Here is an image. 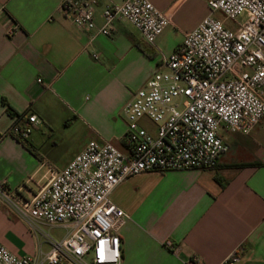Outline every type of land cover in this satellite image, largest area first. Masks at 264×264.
<instances>
[{
    "label": "crops",
    "instance_id": "crops-1",
    "mask_svg": "<svg viewBox=\"0 0 264 264\" xmlns=\"http://www.w3.org/2000/svg\"><path fill=\"white\" fill-rule=\"evenodd\" d=\"M63 1L0 0V134L19 120L7 105L42 120L29 148L9 134L0 141V181L24 197L89 141L122 148V108L204 17L238 27L206 0H150L169 20L150 44L126 20H114L110 35L84 31L61 13ZM124 1L99 0L96 27L104 5ZM218 135L227 146L213 166L143 172L114 188L111 201L128 215L120 264H222L234 252L237 264H264V115L247 133ZM72 227L26 222L0 204V245L18 256L42 258Z\"/></svg>",
    "mask_w": 264,
    "mask_h": 264
},
{
    "label": "built area",
    "instance_id": "built-area-1",
    "mask_svg": "<svg viewBox=\"0 0 264 264\" xmlns=\"http://www.w3.org/2000/svg\"><path fill=\"white\" fill-rule=\"evenodd\" d=\"M99 0H64L60 11L80 29L110 35L114 20L129 21L153 44L168 25L150 0L103 6ZM210 11L237 21L236 29L208 15L154 71L122 108L126 120L122 148L110 141L87 142L61 170L30 197L0 181V204L18 218L50 224L70 222L72 230L52 241L42 258L18 256L0 245V264H120L118 230L128 215L110 195L126 178L213 166L226 150L219 128L247 133L264 115V0H206ZM17 26L11 22L6 34ZM0 134L25 139L42 120L28 113ZM237 253L222 264H237Z\"/></svg>",
    "mask_w": 264,
    "mask_h": 264
},
{
    "label": "trees",
    "instance_id": "trees-1",
    "mask_svg": "<svg viewBox=\"0 0 264 264\" xmlns=\"http://www.w3.org/2000/svg\"><path fill=\"white\" fill-rule=\"evenodd\" d=\"M7 112L12 115V116H16L17 118H19V120L17 121L19 124L23 123V121H21V119H25V115L24 114H17L12 108H10V106L7 105ZM14 138H16V140H18L19 142H21L23 145L27 146L29 148V146L27 145V142L25 139H22L20 136L17 135H12Z\"/></svg>",
    "mask_w": 264,
    "mask_h": 264
},
{
    "label": "rangeland",
    "instance_id": "rangeland-1",
    "mask_svg": "<svg viewBox=\"0 0 264 264\" xmlns=\"http://www.w3.org/2000/svg\"><path fill=\"white\" fill-rule=\"evenodd\" d=\"M226 20H228V21H234V20H229V19H226ZM243 20V16H240V17H238V19H237V21H239V22H241ZM235 22V21H234ZM236 23V22H235ZM114 146H116V147H118L117 145H114Z\"/></svg>",
    "mask_w": 264,
    "mask_h": 264
}]
</instances>
